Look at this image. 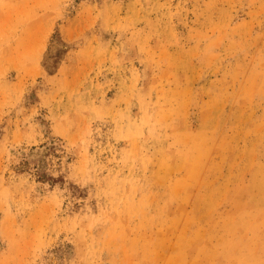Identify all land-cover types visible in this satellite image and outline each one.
I'll list each match as a JSON object with an SVG mask.
<instances>
[{
  "label": "rangeland",
  "instance_id": "obj_1",
  "mask_svg": "<svg viewBox=\"0 0 264 264\" xmlns=\"http://www.w3.org/2000/svg\"><path fill=\"white\" fill-rule=\"evenodd\" d=\"M0 264H264V0H0Z\"/></svg>",
  "mask_w": 264,
  "mask_h": 264
}]
</instances>
